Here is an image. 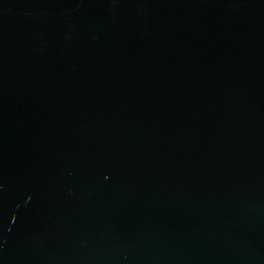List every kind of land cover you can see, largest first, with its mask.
Here are the masks:
<instances>
[{
  "label": "water",
  "instance_id": "obj_1",
  "mask_svg": "<svg viewBox=\"0 0 264 264\" xmlns=\"http://www.w3.org/2000/svg\"><path fill=\"white\" fill-rule=\"evenodd\" d=\"M0 264H264V0H0Z\"/></svg>",
  "mask_w": 264,
  "mask_h": 264
}]
</instances>
